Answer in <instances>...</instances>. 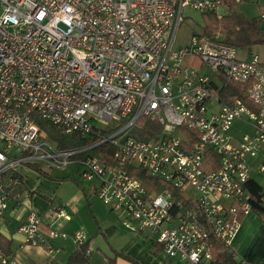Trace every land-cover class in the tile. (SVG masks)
<instances>
[{
	"label": "built area",
	"instance_id": "built-area-1",
	"mask_svg": "<svg viewBox=\"0 0 264 264\" xmlns=\"http://www.w3.org/2000/svg\"><path fill=\"white\" fill-rule=\"evenodd\" d=\"M248 1L0 0V216L23 193L21 165L77 164L127 229L149 228L183 264H219L214 248H230L241 218L264 207V185H251L264 173L253 160L264 151V59L239 56L221 27L176 39L185 7L222 19ZM36 117L91 142L62 149ZM148 121L162 129L142 137ZM103 143L112 163L79 156ZM140 170L170 187L150 188ZM51 216L45 232L30 209L19 232L63 264L54 241L88 239L53 226L67 206ZM0 264L22 263L0 247Z\"/></svg>",
	"mask_w": 264,
	"mask_h": 264
},
{
	"label": "crops",
	"instance_id": "crops-1",
	"mask_svg": "<svg viewBox=\"0 0 264 264\" xmlns=\"http://www.w3.org/2000/svg\"><path fill=\"white\" fill-rule=\"evenodd\" d=\"M249 2L252 1L244 4H249ZM235 7L233 10L236 9ZM28 166L27 168L21 165L18 168L17 172L23 178L24 185L21 187L23 193L19 197V201L13 197L8 206V208L12 207V212L18 220L17 224L14 227H10L9 224L0 226V236L3 239L0 247L6 253L18 258L22 264L50 263L51 255L44 247L24 244V236L19 232V227L26 220L28 211L34 209L42 216L43 230L47 232L51 224V213L56 205L67 206L71 217L70 219L58 218L53 223L54 227H60L69 234L77 230H83L86 233L90 246L89 259L86 264H183L180 259L169 258L165 254L152 230L149 228L139 231L129 230L123 225L118 214L117 217L110 214V209L95 194L93 182H89L91 190L84 186L83 191L78 188L71 196L64 198L61 196V199L66 200L65 203H61V201H56L55 197L63 187L65 180L71 178V174L63 173L61 170L57 173L55 172L56 168L49 170L40 165L52 175V177H47L41 175L30 165ZM67 167L69 172H77L83 179L80 176L79 165L72 164ZM253 176L255 181L261 184L256 179L255 173ZM91 195L97 197L105 208L99 201L91 205ZM86 204L89 208L91 207V213L87 211L93 217L94 221L91 223H86L79 218L78 213L85 210ZM18 207L24 210L16 211ZM54 243L62 247V250L57 254V259L61 263L67 264L69 256L77 248L76 243L71 237L56 239ZM230 248L234 251V257L238 264H261L264 262V220L257 212L252 211L241 218L238 229L231 240Z\"/></svg>",
	"mask_w": 264,
	"mask_h": 264
},
{
	"label": "trees",
	"instance_id": "trees-1",
	"mask_svg": "<svg viewBox=\"0 0 264 264\" xmlns=\"http://www.w3.org/2000/svg\"><path fill=\"white\" fill-rule=\"evenodd\" d=\"M204 16L206 23L205 33L208 35H212L219 27H223V29L226 31L225 41L239 48L251 47L258 42H264V30L261 29L263 20L260 16L247 19L235 10L222 19H218L216 15L212 13L204 14ZM230 85L231 87L237 88V91L234 92L233 95H242L243 91L245 90V86L243 84L231 82ZM36 120L42 129L45 130L48 128L49 136L52 137L57 145L62 149L85 146L91 142L90 139H82L77 135H66L55 126L51 125L48 121L42 120L38 117H36ZM161 129V126H159L156 122L148 121L147 125H145L143 129L145 131H139V133L142 137L145 135L151 136L159 133ZM113 150L114 149L111 144L103 143L95 147L93 150L83 153L81 152L79 156L83 157L87 154H92L99 156L106 162L112 163L113 159L111 158V155ZM30 167L38 171L43 176L52 177V175L40 167L39 164H32ZM138 174L143 179L144 183L149 187H170L169 183L163 181L162 179L148 176L142 170H140ZM14 176L18 177V179L22 181V185H24L23 178L18 172H14ZM251 185L255 190L261 188V184L255 180L251 182ZM254 211L257 212L264 220L263 206L255 205ZM0 243H3L1 236ZM88 246L89 242L77 247L76 250L69 256L67 264H86L89 259V254L86 253ZM214 254L219 264H238L234 257V251L231 248L215 247Z\"/></svg>",
	"mask_w": 264,
	"mask_h": 264
},
{
	"label": "rangeland",
	"instance_id": "rangeland-1",
	"mask_svg": "<svg viewBox=\"0 0 264 264\" xmlns=\"http://www.w3.org/2000/svg\"><path fill=\"white\" fill-rule=\"evenodd\" d=\"M235 8H236L235 11L237 10L238 12H240L245 18L247 19L253 18V17L260 15V12L264 8V0L252 1V2H249V4L241 3ZM205 26H206V23H205L204 14L197 12L196 10H193L189 7H185L183 11V20L181 21V24H180V27L177 33V39H176L177 44H183L185 42H188L193 31L204 32ZM223 32H226V31L223 29ZM255 52L258 53L262 59H264V42H258L251 47L240 48L239 56L246 57ZM45 131L46 133H48V128L45 129ZM235 134L237 136H241V134L238 131H235ZM253 160L256 164L262 162L264 160V151L256 159H253ZM22 167L28 168L29 166L22 165ZM60 170L63 173H70L71 178L68 180H65L63 187L60 189L57 196L55 197L56 201H61V203H65L66 200L61 199V196L63 198L66 196H71L78 188H80L81 191H83L82 188L84 186H87L90 188V183H89L90 181L81 179L79 175L77 174V172H69L68 167L56 168L55 172L59 173ZM255 177L262 185H264V173L261 175L255 174ZM150 188H153V187H150ZM188 192H191V191H188ZM90 200H91V205L94 204L96 201H99L102 204V206L105 208L103 203L94 195L90 196ZM84 208L85 210H82L80 213H78L79 218L86 223H91L92 221H94L92 220L93 217H91V215L89 214L91 213V207L89 208L88 204H86ZM23 210L24 209L19 208V207L16 208V211L22 212ZM110 214L117 217L118 213L113 210H110ZM17 221L18 220L16 218V215L13 214L12 212V207L7 208L5 210L4 215L0 216V226L2 224H9L10 227H14L17 224Z\"/></svg>",
	"mask_w": 264,
	"mask_h": 264
},
{
	"label": "water",
	"instance_id": "water-1",
	"mask_svg": "<svg viewBox=\"0 0 264 264\" xmlns=\"http://www.w3.org/2000/svg\"><path fill=\"white\" fill-rule=\"evenodd\" d=\"M261 29L264 30V20L262 21Z\"/></svg>",
	"mask_w": 264,
	"mask_h": 264
}]
</instances>
